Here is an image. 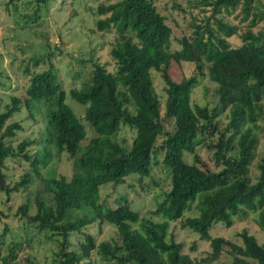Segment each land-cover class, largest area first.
<instances>
[{
    "label": "trees",
    "instance_id": "obj_1",
    "mask_svg": "<svg viewBox=\"0 0 264 264\" xmlns=\"http://www.w3.org/2000/svg\"><path fill=\"white\" fill-rule=\"evenodd\" d=\"M241 1L246 10L250 0ZM237 2L204 0L202 5H210L217 12L220 7L233 8ZM96 12L103 15L95 21L96 28L113 29L116 34L108 51L115 63L114 71L93 62L80 76L79 86L66 92L55 73L47 69L31 74L23 96L9 97V103L0 111V191L8 195L28 181L22 177L10 187L4 181L3 161L14 155L6 139L21 130L19 121L5 122L21 106L30 112L35 102L47 101L51 107L45 113V136L36 141L31 155L23 153L22 158L38 175L47 160L46 146L50 143L57 154L62 153L71 161L73 172L69 178L59 175L44 179L42 191L48 200L36 198L32 215L27 214V204L22 203L16 214L26 216L37 232L45 231L44 238H54L57 251L53 264H90L92 252L111 264L211 263L218 260L223 247H227L230 259L218 264H264V242L257 243L245 229L238 234L240 244L209 234L214 223L229 227L234 216L247 212H257V224L264 229V153L258 163L256 181L250 183L247 176L257 143L252 127L264 116V38L247 33L240 45L232 47L225 37L234 34L233 26L217 22L214 33L194 18L193 32L178 39V49H171V27L152 0L99 3ZM33 13L35 20L37 9ZM263 18L262 12L254 13L251 22ZM171 61L193 63L197 75H203L205 68L207 78L215 84L216 107L208 110L205 106L191 105L190 94L197 75L172 80L168 74ZM150 70L158 72L163 83L162 114ZM66 96L84 106V123L65 103ZM127 105H132L133 111ZM225 110L227 121L219 130L213 117ZM166 121H170L169 130H164ZM245 123L250 126L243 129ZM84 124L94 135L82 146L86 137ZM122 125L134 131L128 148L115 140ZM216 132L215 141L206 147L213 151L217 169L208 170L198 166L195 147L203 135ZM158 137L161 141L156 145ZM32 143V140L19 142L18 153ZM158 152L162 153L169 178V189L150 211L158 221L141 217L130 208L125 197H120L121 201L113 207L100 201L101 186L118 184L129 175L138 179L148 176ZM183 154L190 155L192 162L185 161ZM194 201L197 213L183 217ZM176 220L181 228L195 232L200 240L209 243L210 252L198 262L181 253V244L172 236L166 237L168 222ZM102 224L112 225L116 238L96 243L85 228L92 225L99 228ZM2 234L0 264H12L18 246L12 244L8 252L2 253ZM73 235L79 237L75 241L76 250L69 249Z\"/></svg>",
    "mask_w": 264,
    "mask_h": 264
},
{
    "label": "rangeland",
    "instance_id": "obj_2",
    "mask_svg": "<svg viewBox=\"0 0 264 264\" xmlns=\"http://www.w3.org/2000/svg\"><path fill=\"white\" fill-rule=\"evenodd\" d=\"M116 0H0V111L9 103L10 96L21 97L24 95L26 83L32 73L51 69L62 89L68 92L72 87H78L80 76L90 69L93 62H97L107 70L114 71L115 63L108 51L113 44L116 34L113 29L98 30L95 21L103 15H98L96 6L99 3L108 4ZM156 9L161 13L166 23L171 27L170 47L178 49V39L181 36H189L194 29V23L207 25L208 29L215 32L217 22L224 26H233L234 34L225 37L230 46H238L242 42V36L249 33L251 37L264 38V18L252 24L254 13H263L264 0H250L248 8L243 9L242 1L238 0L233 8L222 7L217 12L210 5H202L204 0H152ZM214 1V0H205ZM177 4L180 9L174 6ZM37 9V19L33 20V11ZM193 17V18H192ZM196 19V22L194 21ZM200 21V22H199ZM193 23V25H192ZM195 73V67L191 62L171 61L168 74L174 81L182 76L193 73L197 75V82L191 89V105L205 106L208 110L217 105L215 84L206 76ZM153 88L160 103V114L163 112L165 99L162 90L163 83L159 73L150 70ZM65 103L69 105L81 122L84 106L66 96ZM51 107L47 101L35 102V107L29 112L24 106L12 114L5 124L19 121L21 130L16 131L13 137L6 139L13 148L14 155L4 159L1 171L4 181L10 187L22 177L27 178V183L14 192L6 195L0 191V233L1 251L8 252L12 244L15 259L12 264H53L56 259L57 243L54 238H44L45 231L37 232L26 216L16 214V208L27 204V214L35 212V199L38 197L48 200V195L42 191L43 180L48 177L63 175L69 178L73 172L72 163L62 153L55 151L50 143H47L48 155L45 165L39 168V174L34 175L28 161L22 158V154L31 155L35 149L36 141L44 138L46 125V110ZM128 110L133 111L132 105H127ZM227 121V110L213 117V122L220 130ZM86 137L81 145H86L88 139L94 133L84 124ZM250 125L245 123L243 129ZM164 130L171 128L170 121L163 122ZM257 135V143L254 153L248 165L247 176L250 183L256 181L258 175V163L264 153V116L260 117L252 132ZM216 133L201 138V143L195 147L198 155V166L208 170H215L212 154L213 151L206 147L208 143L215 141ZM134 136V131L122 125L115 135V140L128 148ZM25 140H32L23 151L18 153L16 145ZM161 137L156 140L159 145ZM203 141V142H202ZM38 142V141H37ZM18 153V154H17ZM79 156V153L77 154ZM183 159L192 162L191 156L183 154ZM27 175V176H24ZM169 189V178L166 167L162 163V153L158 152L152 160L151 170L148 176L138 179L135 175L123 178L118 184H107L99 188L100 201L113 207L120 202V197H125L130 208L137 211L141 217L158 221L159 218L150 214L156 204L161 201L163 193ZM196 201L190 208L184 211L183 217L194 216ZM136 227V225H133ZM245 229L252 234L257 243L264 242V229L257 224V212H247L242 216H234L229 227L216 222L209 229L211 237H222L235 244H240L239 232ZM85 231L93 235L98 243L101 240L116 238V231L112 225H92ZM168 234L175 242L181 244V253L188 255L198 262L210 252L207 241L200 240L197 234L191 230L181 228L179 221L168 222ZM79 237H71L72 245L69 249L76 250ZM227 247H223L218 260L211 263L218 264L228 262ZM90 264H111L102 261L91 254ZM82 264V263H81Z\"/></svg>",
    "mask_w": 264,
    "mask_h": 264
}]
</instances>
